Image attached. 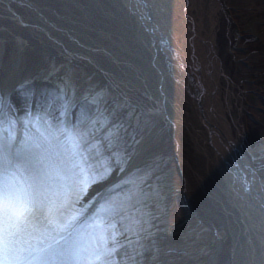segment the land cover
<instances>
[{
	"label": "rangeland",
	"instance_id": "1",
	"mask_svg": "<svg viewBox=\"0 0 264 264\" xmlns=\"http://www.w3.org/2000/svg\"><path fill=\"white\" fill-rule=\"evenodd\" d=\"M48 5L49 14L40 8ZM107 5L104 0H0V31L8 27L15 33L17 26L18 31L29 33L17 47L13 34L0 32V81L16 65V85L52 81L68 98L67 110L79 99L87 102L84 107L95 105L84 127L63 128L69 150L79 143L85 153L92 148L112 163L110 176L100 182L108 184L88 204L84 222L109 202L124 201L129 191L140 193L132 201L135 210L115 217L116 229H127V239H119L130 251L139 252L136 264H238L231 233L241 226L238 215L218 191L216 175L204 171L188 132L168 112L156 117L161 107L142 89L117 82L130 64L125 63L133 58L114 46L120 42L121 30L105 15ZM40 15L49 17L54 38L49 35L47 40L45 32L36 29L32 18ZM214 21L223 62L222 103L236 113L251 162L264 185V0H218ZM59 42L65 47L72 42L81 55L64 51ZM135 60L140 64L138 56ZM133 62L129 66L139 67ZM180 109L187 112L184 103ZM110 132L118 134L109 136ZM144 137L138 160L123 169L116 165L114 154L125 153L130 164ZM110 140L114 141L111 146ZM125 180L130 183L124 184ZM169 187L176 190L173 203L165 199ZM143 193L148 194L146 198ZM121 259L117 254L118 264Z\"/></svg>",
	"mask_w": 264,
	"mask_h": 264
},
{
	"label": "bare ground",
	"instance_id": "2",
	"mask_svg": "<svg viewBox=\"0 0 264 264\" xmlns=\"http://www.w3.org/2000/svg\"><path fill=\"white\" fill-rule=\"evenodd\" d=\"M165 1L104 0L108 3L105 15L121 30L118 34L120 42H115L114 46L116 44L120 53L132 56L133 59L125 64H131L138 56L140 64L136 60L133 63L143 70L138 72L136 69L139 67L135 66V69L129 64L123 69V79L119 74L121 81L117 82L142 89L146 97L153 98L161 107L156 117L168 112V117H173V121L178 122L176 125L188 132L194 153L206 168L204 171L216 175V185H220L218 191L225 195L227 207L238 215L241 226L231 230L236 244L233 250L235 260L239 261L238 264H264V188L253 173L238 117L222 103L220 79L223 77V62L214 36L218 0H169L167 4ZM46 7L40 8L47 9L49 14L50 7ZM44 16L33 17L32 21L38 25V28L35 27L37 30L45 32L43 37L48 40L52 34V23L49 17L45 16L48 22L44 20ZM14 28L18 29L17 26ZM4 29L0 32L13 34L15 38L12 41L17 47L29 34L18 30L13 33L8 27ZM59 45L68 53L81 55L72 42L66 47L60 42ZM12 68L8 72L10 75L0 81V112L6 108L2 118L4 125L8 123L11 127L14 124L12 130L16 146L25 145V153L34 158L44 155L34 147V143L46 144L49 149L47 155L59 153L60 158L71 166L73 151L69 150L65 136L62 137V147L54 137L60 136L63 128L84 127L87 122L80 123L81 114L83 112L89 118L91 107H84L87 102L80 101L67 110L68 98L63 97L53 84L31 83L32 94L26 95V91L22 93V88L16 85L17 66ZM31 99H34L33 102ZM182 103L187 112L180 109ZM146 138L139 143L130 166L140 157ZM6 158L7 153L0 157V166ZM24 164L26 160L21 157L17 160L16 170L8 171L7 164L0 170L12 183L27 175ZM107 182L93 186L92 191L72 207V213H81L96 199ZM237 231L240 233L237 234Z\"/></svg>",
	"mask_w": 264,
	"mask_h": 264
},
{
	"label": "snow or ice",
	"instance_id": "3",
	"mask_svg": "<svg viewBox=\"0 0 264 264\" xmlns=\"http://www.w3.org/2000/svg\"><path fill=\"white\" fill-rule=\"evenodd\" d=\"M87 121L82 112L80 123ZM13 128L14 124L9 128L0 124V157L7 153L8 171L16 170L17 160L23 157L27 175L9 183L0 170V264H118L117 254L122 257L119 264H136L139 252L130 251L119 239H127V229L117 230L115 217L135 210L132 201L140 193L129 191L124 201L109 202L85 223L80 219L82 213H72L71 209L92 185L110 176L111 161L101 159L100 152L92 148L85 153L79 143L73 148L75 163L71 166L59 153L47 155L46 144L34 143L44 155L33 158L25 153V145H15ZM117 134L110 132L109 136ZM65 135L67 130H62L54 137L61 147ZM113 143L109 141L110 146ZM112 159L121 169L127 163L123 152L115 153ZM143 195L146 198L148 194Z\"/></svg>",
	"mask_w": 264,
	"mask_h": 264
},
{
	"label": "water",
	"instance_id": "4",
	"mask_svg": "<svg viewBox=\"0 0 264 264\" xmlns=\"http://www.w3.org/2000/svg\"><path fill=\"white\" fill-rule=\"evenodd\" d=\"M167 39V38H166ZM165 39V40H166ZM173 47V46H172ZM176 50V49H175ZM195 74V73H194ZM32 81H29V82H26L24 85H22V86H20L22 89H24V90H20V91H22V93L24 92V91H26L25 93H26V95H28V94H32V92H31V89H33V87H32ZM48 84H50L49 86H51V84H52V82L51 81H49L48 82ZM49 92V94H51V92H50V90H48ZM49 94H48V97H49ZM60 94L62 95V93L60 92ZM9 97V96H8ZM38 97H41V95H39ZM34 100V99H33ZM33 100L31 99V101L33 102ZM78 101H82V102H85L83 99H79ZM90 105H91V111L94 109V107H95V105L93 104V103H90ZM34 107V106H33ZM90 111V112H91ZM149 113H151V112H149ZM164 112H162V114H163ZM3 115H1V117H0V124H2L5 128H9L8 127V123H5V125H4V122H2V118L4 117V115L6 114V110H4V113H2ZM161 114V113H160ZM4 137H5V141H7V137H8V132H5L4 133ZM249 159H250V162H251V155L249 154ZM251 165L253 166V173H255V175L257 176V181L258 182H260V184H261V186H262V188H264V185H263V183L261 182L262 180H261V177L257 174V170L255 169V167H254V165L252 164V162H251ZM130 166V164H129V161L127 162V164H126V167H129ZM261 180V181H260ZM231 250V249H230Z\"/></svg>",
	"mask_w": 264,
	"mask_h": 264
},
{
	"label": "trees",
	"instance_id": "5",
	"mask_svg": "<svg viewBox=\"0 0 264 264\" xmlns=\"http://www.w3.org/2000/svg\"><path fill=\"white\" fill-rule=\"evenodd\" d=\"M174 190H175V188H174ZM176 191V190H175ZM175 191L173 192V190H171L170 189V187H169V189H166V200L169 202V203H173L172 202V200H173V197H174V195H175ZM172 207H173V205H172ZM208 243H210V241L208 242Z\"/></svg>",
	"mask_w": 264,
	"mask_h": 264
}]
</instances>
